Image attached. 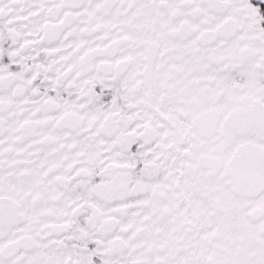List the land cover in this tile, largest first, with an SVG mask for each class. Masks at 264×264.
I'll list each match as a JSON object with an SVG mask.
<instances>
[{
  "label": "snow or ice",
  "instance_id": "6c2138e0",
  "mask_svg": "<svg viewBox=\"0 0 264 264\" xmlns=\"http://www.w3.org/2000/svg\"><path fill=\"white\" fill-rule=\"evenodd\" d=\"M0 264H264V0H0Z\"/></svg>",
  "mask_w": 264,
  "mask_h": 264
}]
</instances>
